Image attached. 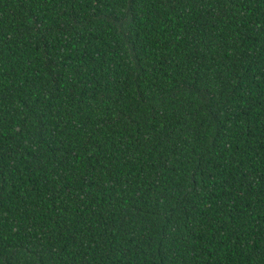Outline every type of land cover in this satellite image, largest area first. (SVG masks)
<instances>
[{"label":"trees","instance_id":"trees-1","mask_svg":"<svg viewBox=\"0 0 264 264\" xmlns=\"http://www.w3.org/2000/svg\"><path fill=\"white\" fill-rule=\"evenodd\" d=\"M0 264H264V0H0Z\"/></svg>","mask_w":264,"mask_h":264}]
</instances>
